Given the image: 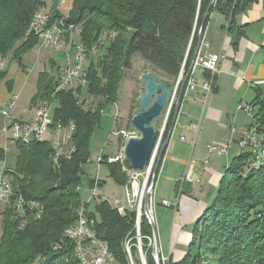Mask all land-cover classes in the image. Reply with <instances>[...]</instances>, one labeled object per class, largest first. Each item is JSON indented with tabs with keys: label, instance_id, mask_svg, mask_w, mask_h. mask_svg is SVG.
Instances as JSON below:
<instances>
[{
	"label": "trees",
	"instance_id": "obj_1",
	"mask_svg": "<svg viewBox=\"0 0 264 264\" xmlns=\"http://www.w3.org/2000/svg\"><path fill=\"white\" fill-rule=\"evenodd\" d=\"M254 0H216L212 13L218 12L229 19L228 31L236 29V17L246 12ZM65 21L58 10L53 11L59 28L67 25L82 29L81 41L90 50L101 44L103 33L110 44L104 57L97 63L89 60L86 67L87 97L81 89L57 92L58 80L48 81L41 74L38 94L32 101L48 105L58 101L54 110L55 124H76L73 137L75 152L69 159L54 163V151L48 141L16 142L18 151L15 168L4 175L10 178L14 196L3 214V231L0 238V264H81L74 247L65 238V230L77 221L81 207L88 217L96 219L97 237L105 242L116 264H130L126 250L128 244L134 264H142L137 239L136 209L119 211L101 201L94 213L84 204L78 188L84 175V166L90 160V143L100 126L107 106L117 102L118 90L125 70L132 68L135 56H140L153 71L162 73L173 89L183 64L185 75L192 63L198 33L210 0H74ZM47 7L45 0H0V56L10 53L21 59L38 44V37L29 33L32 16ZM64 19L61 23L59 20ZM242 35V33H241ZM190 43L191 47H190ZM236 46V44L234 45ZM190 47V48H189ZM98 53V52H97ZM94 58V57H92ZM5 69L0 71V78ZM209 80L210 75L205 74ZM215 79V78H214ZM187 85V84H186ZM181 86V85H180ZM180 88V87H179ZM184 89L181 103L184 97ZM79 96L82 98L78 103ZM97 100L95 109L89 99ZM254 118L249 128L264 136V99L257 98L253 105ZM175 106L166 124L163 140L173 127ZM63 121V122H62ZM264 142V140H263ZM264 150V143H262ZM165 149L162 159H164ZM54 154V155H53ZM253 154L241 153L234 158L219 184L213 202L205 209L192 228V240L179 262L170 264H264V161L260 157L252 166ZM5 152L0 147V161ZM110 177L129 189L130 178L126 169L129 161L109 164ZM161 164V163H160ZM254 164V163H253ZM252 166V167H251ZM261 166V167H260ZM160 166L156 178L158 179ZM91 190L101 188V181L89 180ZM37 202L44 209L40 217L29 211L25 216L15 213V201ZM142 251L147 264L154 261L148 238L152 227L142 215L140 222Z\"/></svg>",
	"mask_w": 264,
	"mask_h": 264
},
{
	"label": "crops",
	"instance_id": "obj_2",
	"mask_svg": "<svg viewBox=\"0 0 264 264\" xmlns=\"http://www.w3.org/2000/svg\"><path fill=\"white\" fill-rule=\"evenodd\" d=\"M228 21L214 11L205 25L202 51L220 55L219 73L208 93L203 89L206 72L196 71V90L187 93L180 108L169 155L155 185L154 200L161 205L157 217L153 209L160 253L172 262L185 256L195 222L213 202L232 160L242 153L240 132L252 123L246 122L238 107L264 99V0H254L236 17L239 33L228 31ZM208 145L225 146L228 154L209 155Z\"/></svg>",
	"mask_w": 264,
	"mask_h": 264
},
{
	"label": "rangeland",
	"instance_id": "obj_3",
	"mask_svg": "<svg viewBox=\"0 0 264 264\" xmlns=\"http://www.w3.org/2000/svg\"><path fill=\"white\" fill-rule=\"evenodd\" d=\"M72 1L74 0H65L63 3V1L59 2L57 0H50L51 3L49 4V15L52 16L53 11L58 10L62 16H65L64 13L67 14L72 8V3H73ZM57 33L60 34L59 31H57ZM78 40H79L78 35L73 31L71 33V42L76 43ZM61 41L63 43L65 42L66 45L63 47L60 53L54 51L53 49L41 48L40 46L36 45L32 50L25 53L21 59H18L17 57L13 56L14 55L13 53H10L6 56L5 74L2 75L0 78V145L5 152L4 160L0 161V177L2 173H5L6 171L14 170L16 159L18 156V151L16 149L15 143L11 141L12 134L10 132L8 133L3 132L5 127L4 124H6V121L2 116L1 111H4L8 107V105L14 101L15 109L12 113L13 117L15 118L22 117V119L25 121L28 122L31 121L34 115L33 108L35 107L32 105V101L35 98V96L38 94V81L40 75L46 73L48 77L47 82L51 80L53 81L58 80V74L61 70L58 69L63 68L65 66L64 58L70 57V55H68V52H66L67 50H70V44H67L68 40L61 38ZM99 41L100 43L103 44L104 48L98 51L97 54L95 52L94 54L89 55V60L91 58V61L94 60L95 63H97L100 58L104 57L106 52V47H108L110 44V41L108 39V34L103 33ZM89 60L87 61L85 67H87V65L90 63ZM147 72L159 78L161 77L165 79V76L162 73L153 71L150 68V66L147 65V63L141 59L140 56H135L132 61V68L124 71L123 79L120 83V87L118 90L117 102L115 104H112L111 106L110 105L107 106L104 114L102 115V119L100 120L101 124L95 130L94 135L92 137L90 143V160L84 166V175L82 178L81 186L78 188V191L80 192L82 201L89 204L88 210L95 214L97 220H99V218L96 213L95 207L97 203L101 202L100 201L101 197H106L108 199L109 204L112 206H117L118 203H121V205H123L125 210L127 209L129 211L134 208L136 199L132 196L133 192L131 186L133 185L135 179L137 178L136 183L139 186V190L142 191L144 189L145 192L148 191L151 184L152 175L154 173V169L158 161L157 158L159 157V153L162 148V145L166 141L163 140L164 137V133H163L162 143L160 145L157 157L153 162L151 170L148 167L145 168L143 171L133 170L135 172L134 179H131V177L127 173V175L130 178L129 189L119 185L113 180L112 177H110L109 168L103 162L105 160H103L102 163L98 164V160L100 158L109 159L114 157H121L123 160H126V156H125L126 142L124 139V133H126L131 137L138 136V133L132 128L131 122L135 115V111L138 109L139 95L143 91V87L140 83V78L144 73ZM195 73H197L195 74L196 75L195 78H196L197 75H199L198 74L199 72H195ZM184 76L185 74L183 73V77ZM175 85L173 88H175ZM85 94H87L86 89H84L83 92V95ZM85 96L87 97V95ZM78 100H79L78 102H81L82 98L79 96ZM87 102L88 105L92 107V109H95L98 101L90 98L89 101ZM242 106H248V105H242ZM49 107H50L49 110H51L53 115L54 110H56V108L58 107V101L55 100L53 104L49 105ZM181 113L182 110L180 111V114ZM241 113L246 118V122L251 124L253 118L246 115L244 111H242ZM164 121H165V112L163 113L161 119L156 124V130L158 131V133H160V130H162L164 126ZM172 138H174V136L173 137L171 136L170 141L172 140ZM166 149H168V146ZM240 150L242 153H246V154L247 152L252 151L251 148H248L246 150H242V149ZM168 155L169 154L166 153L164 159L163 160L161 159L160 162L161 164L159 166L160 169L161 167L162 169L161 172L159 171L160 172L159 179L162 176ZM254 158H256V155L253 154V159ZM263 161L264 158L260 161L261 165L263 164ZM253 163L254 162H252V166L255 167ZM6 178L10 180L8 176ZM95 178H98V180L103 183V186H101V188L96 187L97 189L96 194L101 196L100 198L97 197L96 195L94 196L92 190L89 187L88 181L93 180ZM128 190L131 195L130 198L127 197ZM155 196H156V188L152 195L151 202L155 205L154 212L157 217L158 211L161 210V205L156 203V201L154 200ZM142 205L144 206V204ZM2 217L3 216L0 214V238L2 236V231H3ZM152 239H153V243L151 244L149 242V247H151L154 261L156 263L155 260L156 251H155V243H154L155 239L153 238V235H152ZM141 242H142V237H141ZM138 248L140 254L139 241H138ZM170 262L172 261L166 258L165 256H163L161 253V264H170Z\"/></svg>",
	"mask_w": 264,
	"mask_h": 264
},
{
	"label": "built area",
	"instance_id": "obj_4",
	"mask_svg": "<svg viewBox=\"0 0 264 264\" xmlns=\"http://www.w3.org/2000/svg\"><path fill=\"white\" fill-rule=\"evenodd\" d=\"M47 3V7L39 10L32 16V21L30 23L29 27V33L34 34L38 37V46L41 48H47L49 47H59V53H60V44H61V38L63 34H58L55 29V19L54 17H49V4L51 3L50 0H45ZM63 3L65 0H62ZM65 21L67 20L69 16V12L65 14ZM67 30H74V33H76L79 37V40L75 43V46L73 47L72 51H70V57H65V66L63 68H60V72L58 74V90L57 92H69V88H76V90L79 88L84 92V89H86L87 86V73H86V63H84V44L81 41V33L82 29L79 26L74 25H67L66 24V31ZM101 44H98L96 47V54L98 52V48ZM204 43L201 45V49L197 55V58L195 60L192 73L190 74L187 85H186V92L183 97L181 106L185 102L186 95L188 92H193L196 90L197 83L195 78V72L200 70L208 73L210 75V79L206 80V82L203 84V89L206 92H210L212 89V83L214 81V78L219 73V65H220V55L216 53H203L202 47ZM6 65V58L3 56H0V71H3L5 69ZM183 73L185 74V64H183L181 69V76L183 78ZM181 80L176 81L175 88L172 89V95L170 104L165 109V121L164 126L162 130H160L159 133V140L157 143L156 151L152 157V163L150 166V170L152 168L153 162L155 161V158L157 157L160 145L162 143V137L163 133L165 132V127L168 122V119L170 117L171 111L173 107L176 104L178 100V93H179V87ZM81 103V102H78ZM180 106V108H181ZM15 109V102L13 101L8 105V107L1 111L2 116L4 117L6 124L4 127L3 132L8 133L10 132L12 134L11 141L13 143L16 142H22L25 144H28L32 141H38V142H45L46 139H52L54 141V147L58 149V156L60 159H67L68 155H63L61 152V148L56 147L55 143V136L57 133V130L60 129V123L59 127H52V120H54L53 116H47L46 114V108H45V102H38L34 109V115L30 122L22 120V118H15L13 117L12 113ZM239 111H244L246 115H248L251 118H254V110L253 107L248 106H242L240 105L238 107ZM163 112V113H164ZM163 115V114H162ZM71 129H76V125H73V121H71ZM237 129L232 128V133H236ZM241 139L239 141V148L240 149H247V148H254L256 150V158L252 160L254 162L257 160V157H259V141L261 137H264L263 135H260L257 133L255 128H249L246 130H243L240 132ZM131 136L124 133V139L125 142L130 138ZM66 142H71V154L75 152L74 145H73V139H71V135L65 136ZM182 141H185V138H181ZM233 142L230 141L229 144H232ZM207 150L209 155H218V156H226L228 154L227 147H221L217 145H208ZM103 159L98 160V164L102 163ZM109 164L114 163H121L124 166V161L121 157H114L106 159ZM104 162V161H103ZM124 170L128 173V175L131 177V179H134L135 172L133 170H128L124 166ZM149 170V171H150ZM189 179V177H188ZM137 178L135 179L132 188V196L136 199L135 205L133 209H136V212L139 209L140 203L143 204L145 190L142 191L139 190V186L136 183ZM99 181V180H95ZM128 189V188H127ZM96 188L92 190L93 195L99 197V195L96 194ZM14 196L13 192V186L10 180L6 178L4 173L1 174L0 177V214H3L7 207L10 206L12 198ZM127 197L130 198V192L128 190ZM100 201H108L105 198H101ZM23 199L20 197L15 201V213L18 215V217L25 216V205ZM131 204V201H130ZM29 208L30 212H33V214H36V217H40L43 214V207L39 205L37 202H30L26 204ZM114 208H117L119 211L123 212L125 209L121 203H118L117 206H113ZM151 209H154V204L152 203ZM142 211V210H141ZM143 212V211H142ZM143 213H141L140 216V222L141 217ZM88 211L81 207V214L79 215V219L77 222V229L74 230H68L67 233H65V238L70 242L72 246H78L81 248L82 251V257L84 260V264H116L114 257L111 255L109 251L108 245L101 241L96 234V219H92L88 217ZM138 213H137V221H136V227L138 229L139 223H138ZM149 242L152 244L153 239L148 238ZM127 253L129 255L130 264H134L131 254H130V248L127 244L126 246ZM141 259V257H140Z\"/></svg>",
	"mask_w": 264,
	"mask_h": 264
},
{
	"label": "water",
	"instance_id": "obj_5",
	"mask_svg": "<svg viewBox=\"0 0 264 264\" xmlns=\"http://www.w3.org/2000/svg\"><path fill=\"white\" fill-rule=\"evenodd\" d=\"M216 3V0H210L206 11L203 16V20L201 22V26L198 33V41L197 46L193 55L192 63H190V68L186 75L182 78L181 74L179 75L178 80H181V86L178 90V100L176 102L177 105H175V114L173 119V125H175L177 117L180 112V106H181V99L184 92V89L187 84V80L192 73L193 66L195 63V60L197 58V55L201 49V45L203 43L204 35H205V25L206 21L208 19V16L210 14L211 9L214 7ZM190 43V47H191ZM189 47V48H190ZM140 83L143 87L142 93L139 95L138 98V109L135 111V115L132 119L131 125L132 128L138 133V136L131 137L126 142L125 147V156L126 160L129 161V168L134 171H143L145 168H150L152 163V157L156 151L157 143L159 139V133L156 130V124L161 119L163 112L165 111L168 104H170L171 95H172V89L168 85V83L159 77L147 72L144 73L140 78ZM169 135L162 145V148L159 153V157L157 158L158 161L156 163L154 173L152 175V180L150 187L148 191L145 192L143 204L140 203L139 209L137 211L138 213V223L139 227L137 229V239L139 241L140 245V257L142 264H147L145 260L144 253L142 251V242H141V234H140V216L141 213L147 218L149 221L152 232H153V238L155 243V251H156V263L161 264V250L159 245V237H158V231L157 226L155 222V218L153 213H151V205H152V195L155 191V185H156V175L158 172V168L162 159V156L164 154L165 149L167 148L172 133L173 128L171 131H169ZM143 212H142V211Z\"/></svg>",
	"mask_w": 264,
	"mask_h": 264
},
{
	"label": "bare ground",
	"instance_id": "obj_6",
	"mask_svg": "<svg viewBox=\"0 0 264 264\" xmlns=\"http://www.w3.org/2000/svg\"><path fill=\"white\" fill-rule=\"evenodd\" d=\"M57 1L62 2V0H57ZM49 17H50V15H49ZM59 21L62 23L64 21V19L59 20ZM55 29H56V32L59 31L60 34H63L62 39L64 38V39L68 40L67 44H70V50H67L66 52H68V55H70V51H72L73 47L75 46V43L71 42V33L74 30H67L66 31V28L61 29L58 27L57 24H55ZM65 45H66V43L65 42L63 43L61 41L60 51L63 49V47ZM49 48L53 49L56 52H59V47H49ZM84 49H85L84 54H83L84 55V63L87 64L89 52H88L87 48L85 47V45H84ZM90 51L95 53L96 47H94ZM69 90L74 91V90H76V88H69ZM45 108H46L45 110H46L47 116H52V112H51V110H49L50 107L47 103H45ZM73 125H76V124L73 122ZM52 127H59V123L55 124L54 120H52ZM60 129L61 130H57V133L55 136L56 147L61 148L62 154L68 155L67 159H69L71 157V142H66L65 136L71 135V139H73L74 134L76 132V129H71V122L60 123ZM45 140L49 141L48 143H50V146L54 150V153H55V155L53 154L54 155V163L58 164L61 159L58 156V149L54 147V141H52V139H46V138H45ZM263 140H264V137H261L260 141H259V147H260L259 148V157H257V160H260V157L263 158V156H264V150L262 147ZM251 149H252V153L256 154V150L254 148H251ZM242 150H246V149H242ZM256 163L257 162H254V165H256ZM151 213H153V210L151 211ZM80 214H81V210L79 211V215ZM78 219H79V217H78ZM78 219H77V222H78ZM77 222L74 225H71L70 227H68L67 229H64L65 233H67L68 230L77 229ZM73 247H74L75 254H76L77 258L79 259L80 263L84 264L83 257L81 256L82 255L81 248L78 247L77 245L73 246Z\"/></svg>",
	"mask_w": 264,
	"mask_h": 264
}]
</instances>
